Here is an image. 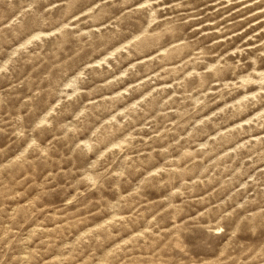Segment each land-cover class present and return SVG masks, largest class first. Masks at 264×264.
Segmentation results:
<instances>
[{"label": "rangeland", "instance_id": "obj_1", "mask_svg": "<svg viewBox=\"0 0 264 264\" xmlns=\"http://www.w3.org/2000/svg\"><path fill=\"white\" fill-rule=\"evenodd\" d=\"M0 264H264V0H0Z\"/></svg>", "mask_w": 264, "mask_h": 264}]
</instances>
